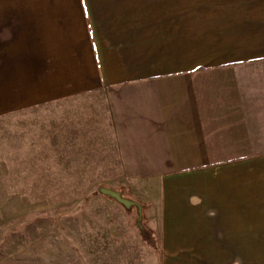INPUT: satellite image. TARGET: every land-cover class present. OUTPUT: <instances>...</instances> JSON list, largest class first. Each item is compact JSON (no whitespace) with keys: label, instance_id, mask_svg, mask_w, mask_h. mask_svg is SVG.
Masks as SVG:
<instances>
[{"label":"crops","instance_id":"obj_1","mask_svg":"<svg viewBox=\"0 0 264 264\" xmlns=\"http://www.w3.org/2000/svg\"><path fill=\"white\" fill-rule=\"evenodd\" d=\"M58 103L122 177L159 179L144 253L262 264L264 0H0L1 121Z\"/></svg>","mask_w":264,"mask_h":264},{"label":"rangeland","instance_id":"obj_2","mask_svg":"<svg viewBox=\"0 0 264 264\" xmlns=\"http://www.w3.org/2000/svg\"><path fill=\"white\" fill-rule=\"evenodd\" d=\"M94 105L83 99L72 107ZM66 107L37 109L12 125L0 118V264H159L153 250L143 251L158 248L144 210L158 201L159 179L122 177V163L79 136L80 128L93 135V123L68 120ZM101 188L141 206L140 229L137 207Z\"/></svg>","mask_w":264,"mask_h":264},{"label":"water","instance_id":"obj_3","mask_svg":"<svg viewBox=\"0 0 264 264\" xmlns=\"http://www.w3.org/2000/svg\"><path fill=\"white\" fill-rule=\"evenodd\" d=\"M100 193L111 197L112 199L116 200L118 203L122 204L126 208H129L130 206H136L138 208L139 216L141 215L140 206L136 202L122 198L120 193L106 188H101Z\"/></svg>","mask_w":264,"mask_h":264},{"label":"clouds","instance_id":"obj_4","mask_svg":"<svg viewBox=\"0 0 264 264\" xmlns=\"http://www.w3.org/2000/svg\"><path fill=\"white\" fill-rule=\"evenodd\" d=\"M233 264H241L239 258H237V259L233 262Z\"/></svg>","mask_w":264,"mask_h":264},{"label":"trees","instance_id":"obj_5","mask_svg":"<svg viewBox=\"0 0 264 264\" xmlns=\"http://www.w3.org/2000/svg\"><path fill=\"white\" fill-rule=\"evenodd\" d=\"M140 208H141V206H140ZM140 210H142V208H141ZM141 218H142V213H141V215H140V216L138 215V219H137V220H138V222H139V220H141Z\"/></svg>","mask_w":264,"mask_h":264}]
</instances>
